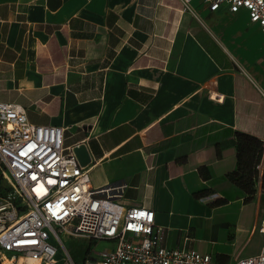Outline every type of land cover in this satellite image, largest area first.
Wrapping results in <instances>:
<instances>
[{
	"label": "crops",
	"instance_id": "obj_1",
	"mask_svg": "<svg viewBox=\"0 0 264 264\" xmlns=\"http://www.w3.org/2000/svg\"><path fill=\"white\" fill-rule=\"evenodd\" d=\"M187 4L0 0V100L64 127L91 187L152 209L165 246L234 264L262 242L264 31ZM86 238L87 256L110 244Z\"/></svg>",
	"mask_w": 264,
	"mask_h": 264
},
{
	"label": "built area",
	"instance_id": "obj_2",
	"mask_svg": "<svg viewBox=\"0 0 264 264\" xmlns=\"http://www.w3.org/2000/svg\"><path fill=\"white\" fill-rule=\"evenodd\" d=\"M206 2L211 11L244 8L264 31V0ZM187 3L183 0L185 8ZM63 132L60 125L30 122L20 104L0 100V162L16 185L14 192L0 195V264H21L24 256L38 264H75L61 231L109 241L82 264H213L208 253L165 246L152 209L124 206L91 187L89 168L64 145ZM256 230L259 251L234 264H264V205Z\"/></svg>",
	"mask_w": 264,
	"mask_h": 264
},
{
	"label": "rangeland",
	"instance_id": "obj_3",
	"mask_svg": "<svg viewBox=\"0 0 264 264\" xmlns=\"http://www.w3.org/2000/svg\"><path fill=\"white\" fill-rule=\"evenodd\" d=\"M15 188L16 185L10 172L0 162V195L14 192ZM60 237L62 238L64 246L69 251L74 261L81 262L83 258L87 256L85 254L88 244L85 241V237L81 235L68 234L62 231L60 232ZM259 246L260 236L258 234H254L246 248V252L254 253L259 249Z\"/></svg>",
	"mask_w": 264,
	"mask_h": 264
},
{
	"label": "water",
	"instance_id": "obj_4",
	"mask_svg": "<svg viewBox=\"0 0 264 264\" xmlns=\"http://www.w3.org/2000/svg\"><path fill=\"white\" fill-rule=\"evenodd\" d=\"M73 151L75 152L76 157L80 163L85 164L89 161V156L87 155L84 145L80 144L75 146L73 148Z\"/></svg>",
	"mask_w": 264,
	"mask_h": 264
},
{
	"label": "bare ground",
	"instance_id": "obj_5",
	"mask_svg": "<svg viewBox=\"0 0 264 264\" xmlns=\"http://www.w3.org/2000/svg\"><path fill=\"white\" fill-rule=\"evenodd\" d=\"M19 263L21 264H38V259L30 257V256H24L19 259Z\"/></svg>",
	"mask_w": 264,
	"mask_h": 264
}]
</instances>
